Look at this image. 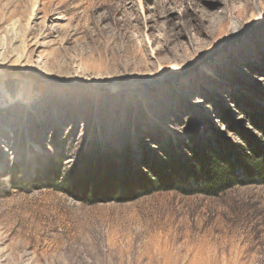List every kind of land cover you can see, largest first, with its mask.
Segmentation results:
<instances>
[{
  "label": "rangeland",
  "instance_id": "obj_1",
  "mask_svg": "<svg viewBox=\"0 0 264 264\" xmlns=\"http://www.w3.org/2000/svg\"><path fill=\"white\" fill-rule=\"evenodd\" d=\"M194 147L264 153V0H0V264H264L257 178L130 199Z\"/></svg>",
  "mask_w": 264,
  "mask_h": 264
},
{
  "label": "trees",
  "instance_id": "obj_2",
  "mask_svg": "<svg viewBox=\"0 0 264 264\" xmlns=\"http://www.w3.org/2000/svg\"><path fill=\"white\" fill-rule=\"evenodd\" d=\"M178 162H173L167 167H158L155 179H145L140 186L129 190L132 196L130 199L159 190L213 195L227 187L241 183L243 178L250 181H255L257 178V183H264V153L258 156H236V159L232 160L215 150L194 147L188 162H186L188 163L187 170L181 167V163ZM91 170L93 169L89 163H83L80 170L73 172V179L72 177L64 179L69 186L66 189L84 202H92L91 198L95 196L94 192L97 189V174L95 177V171L93 170L91 173ZM239 172L241 175L238 174ZM46 176L47 183H51L52 174L48 173ZM51 186L55 188L56 184ZM92 188H95V191H91Z\"/></svg>",
  "mask_w": 264,
  "mask_h": 264
}]
</instances>
